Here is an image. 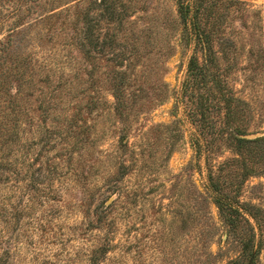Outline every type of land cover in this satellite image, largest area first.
<instances>
[{"label": "rangeland", "instance_id": "1", "mask_svg": "<svg viewBox=\"0 0 264 264\" xmlns=\"http://www.w3.org/2000/svg\"><path fill=\"white\" fill-rule=\"evenodd\" d=\"M122 1L124 21L103 19L98 31L116 28L123 64L70 46L63 18L39 42L35 6L0 7V48L18 34L0 50V264H229L248 258L244 241L255 231L248 250L257 247L254 264H264V170L239 178L240 187L234 176L223 181L247 209L235 233L213 202L209 173L237 154L201 132L182 92L203 46L182 24L178 0ZM194 1L253 138L264 131V0ZM117 70L127 74L124 117L115 112ZM219 113L207 117L220 123Z\"/></svg>", "mask_w": 264, "mask_h": 264}, {"label": "trees", "instance_id": "2", "mask_svg": "<svg viewBox=\"0 0 264 264\" xmlns=\"http://www.w3.org/2000/svg\"><path fill=\"white\" fill-rule=\"evenodd\" d=\"M6 0H0V7H5L4 2ZM15 4L14 11L18 14L25 10L30 11L35 6L37 16L34 19V23L31 24L32 28H41L37 33L36 40L41 42L43 38V31L45 30L51 37V32L55 28L60 19L63 18L64 25L61 26V30L65 33L64 36L69 45L77 47L82 53L87 55L86 58L92 56V51H97L98 54H111V59H116L118 56L114 52V44L118 39L115 29H110L107 33L102 35V29L98 31L100 26L102 27L101 20L105 19V22L109 24V27L116 25L124 21V16L127 14V6L123 3V7L120 8L121 0H89V6L82 4L85 0H8ZM24 2H32L27 9ZM179 14L182 24L188 30L190 27L191 32L195 34L196 42L201 43L203 46L202 61L195 52L190 56L187 68V75L183 82V95H188V100L194 105L190 110L192 112L193 120L199 125L201 132L204 135L216 134L224 139L235 150L237 157H232L225 160L219 167L217 174L210 172L209 180L211 186V194L213 202L217 204L220 210V214L225 223L229 224L233 231H237V219L239 216H244L247 211L246 207H242L238 201H235L234 197L229 196L223 191V181L231 179L233 176L237 179V187H240L239 178H245L255 171L264 170L263 165L258 167V164H262L260 161L264 156V131H258V135L253 138H247L244 134L247 133L245 127L240 124L242 119L241 106L245 103L243 98L238 97L229 87L228 81L225 77V68L221 64L220 57L212 47V30L202 29L199 25V18L202 15L203 3L199 1L193 3V8L189 0H178ZM211 4V8L214 7ZM41 8L42 12H38ZM33 10V9H32ZM95 11V15L94 12ZM2 14V9H0ZM53 19H59L53 22ZM4 21H0V25ZM65 25H71V32L66 31ZM37 28V29H38ZM13 30V29H12ZM11 30L7 42L1 43V52L6 53L11 46L14 36V32ZM190 32V33H191ZM192 33V34H193ZM44 34V33H43ZM70 45V46H71ZM109 49L113 51H109ZM112 52V53H111ZM116 55V56H115ZM118 61L123 64L127 59V51L120 54ZM115 56V57H114ZM4 56L0 55V59ZM116 59L117 60H119ZM1 66V64H0ZM117 75H114L113 82V96L115 98V112L120 117L126 115V107L128 104V95L126 86L124 85L126 72L124 70H117ZM223 117L222 122L218 123L213 119L207 117L208 111L217 110ZM244 122V121H243ZM195 147H201L200 138L194 140ZM204 151L209 150L212 144L209 142L204 145ZM239 157V158H238ZM257 157V159L255 158ZM235 168H234V167ZM233 167V168H231ZM240 169V171L237 169ZM56 169L51 171L55 176ZM70 172L77 173L74 170L69 169ZM78 177V175H77ZM74 180V179H73ZM79 178H77V181ZM76 181V180H74ZM78 184V183H77ZM233 196V195H232ZM110 204L108 205V207ZM9 212V211H6ZM103 214V215H102ZM7 217V215L5 214ZM107 216V212L103 211L98 219L101 220ZM256 217V216H253ZM247 219V217H244ZM254 228V226L252 225ZM256 231L248 236L244 241V250L249 251L247 259H236L229 264H254V258L257 252V247H254L253 251L248 249L250 242L256 239ZM258 238L256 239V243ZM255 243V244H256Z\"/></svg>", "mask_w": 264, "mask_h": 264}]
</instances>
